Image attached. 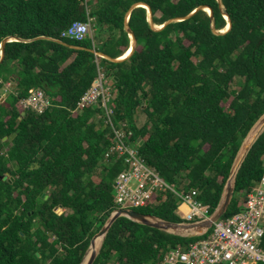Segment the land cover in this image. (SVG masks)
<instances>
[{
    "label": "trees",
    "instance_id": "1",
    "mask_svg": "<svg viewBox=\"0 0 264 264\" xmlns=\"http://www.w3.org/2000/svg\"><path fill=\"white\" fill-rule=\"evenodd\" d=\"M136 3L148 6L155 27L173 22L152 29L143 7L129 11ZM220 3L222 9L217 0H0V43L9 39L0 88L13 85L0 101V264H80L116 209L112 184L125 166L111 151L102 104L72 112L98 73L111 81V123L124 142L166 183L196 190L213 213L242 141L264 114V0ZM200 7L211 9L212 20ZM127 13L136 40L130 55L118 62L95 55L117 59L129 48ZM223 13L230 28L214 34L211 25L226 27ZM88 18L94 36L62 35ZM30 89L50 100L41 113L20 106ZM263 164L264 130L236 172L220 219L240 210ZM165 195L133 210L181 223L176 198ZM204 236H180L120 216L92 264H161L170 248Z\"/></svg>",
    "mask_w": 264,
    "mask_h": 264
},
{
    "label": "built area",
    "instance_id": "2",
    "mask_svg": "<svg viewBox=\"0 0 264 264\" xmlns=\"http://www.w3.org/2000/svg\"><path fill=\"white\" fill-rule=\"evenodd\" d=\"M91 21L92 19L88 18L85 22H73L62 35L80 41L87 35L90 36ZM106 80L98 73L94 85L81 96L72 112L80 113L84 107L96 105L98 101L102 104L104 123L111 127L113 133L114 144L111 151H115L121 157L125 166L116 175L112 184L115 210L152 205L158 198L165 200V194L170 193L177 200L174 214L182 221L180 224L198 223L209 219L211 217L209 207L198 200L196 190H177L173 185L166 183L153 168L146 165L132 145L124 142V133L116 130L111 123V112L108 108L110 97L106 92L108 90ZM20 106L25 110L41 113L50 106V100L41 89H30L27 96L20 101ZM263 235L264 171L236 214L213 222L207 229L194 232L190 236L204 237L189 243L186 247L170 248L164 253L161 264L264 262V248L261 246Z\"/></svg>",
    "mask_w": 264,
    "mask_h": 264
},
{
    "label": "water",
    "instance_id": "3",
    "mask_svg": "<svg viewBox=\"0 0 264 264\" xmlns=\"http://www.w3.org/2000/svg\"><path fill=\"white\" fill-rule=\"evenodd\" d=\"M217 2L219 4V7L222 9L223 7H222V5L220 3V0H217ZM138 6L143 7L146 10L147 21L149 22L150 27L152 29H154V30H159L166 23L173 22V20H168L163 25L155 27L152 24V22H151V12H150V10H149V8H148V6L146 4H144V3L132 4L130 6V8H129V11L131 9L135 8V7H138ZM200 8L202 10L206 11L208 16L212 20L213 14H212L211 9L207 8V7H200ZM195 11L196 10H194L193 12L188 14L187 16H184V17L180 18V20H184V19L188 18ZM223 15H224V18H225V20L227 22L226 27L223 30H221V31H216V30H214L213 26L211 25V29H212V32L214 34L221 35V34L225 33L226 31H228V29L230 28V22H229V19H228L227 15L225 13H223ZM127 16H128V13L126 14L125 29L124 30L128 34V37L130 39L129 48H131V51H130V53H131L132 50L135 47L136 40L134 38L133 33L131 32V30L128 28V26L126 24ZM8 41H9V39L5 38L0 43V61L3 59L4 44L6 42H8ZM69 47L75 48L73 46H69ZM94 54H96L99 57L105 58V59H107V60H109L111 62H118V61L124 60L130 55L129 54L128 56H125L124 58H121V59L120 58L113 59V58L107 57V56H105V55H103L101 53H94ZM259 126H262V129H261V132H262L264 130V114L255 122V124L252 126V128L249 130V132L247 133L246 137L242 141L241 146H240V148H239V150H238V152L236 154V157H235V159L233 161V164L231 166L230 174H229V177H228V179H227V181L225 183V186H224L223 193H222L221 199L219 201V204L216 207V209L213 211V213L211 214V217L209 219L201 221V222H198V223L180 224V223H175V222L159 220V219H156V218H154L152 216H148V215H143V214H141V213H139V212H137V211H135L133 209H117L114 212H112V214L109 216V218L107 219V221L104 224V226L95 235H103V238H104V235L106 234V232H107L108 228L110 227V225L115 221V219H117L120 216H124V217H126V218H128V219H130L132 221L138 222V223L143 224L145 226H148V227H151V228H154V229H157V230H161V231H164V232L172 233V234H177V233L173 232V230L177 229V228L189 229V230H193V232H199V231H201L203 229L209 228L213 222H215V221H217V220H219L221 218V216L224 214V212L226 211V209H227V207L229 205V202H230V199H231L232 193H233V186H234V179H235L236 172H237V170H238L243 158L245 157L246 153L248 152L249 148L251 147L252 143L256 140V138L259 136V134L261 132L258 134V136L253 140V142L248 147H247V143L250 140V138L252 137V134L255 132V130ZM5 179H6V177L4 176L3 180H5ZM9 180L11 181L12 178H10ZM56 211H58V212L60 211L59 214L62 213L60 208H54V212L55 213H56ZM91 240H90V244H91ZM86 252H87V250L85 251V253H84L83 257H82L80 264L83 262V260L85 258V255H86ZM96 254H97V252L90 254L89 257L86 259L85 264H92V262L95 259Z\"/></svg>",
    "mask_w": 264,
    "mask_h": 264
},
{
    "label": "bare ground",
    "instance_id": "4",
    "mask_svg": "<svg viewBox=\"0 0 264 264\" xmlns=\"http://www.w3.org/2000/svg\"><path fill=\"white\" fill-rule=\"evenodd\" d=\"M130 44V43H129ZM131 50V48H128L125 53L119 57L120 59L121 58H124L128 53L129 51ZM261 129H262V126H259L255 132L252 134V137L250 138V140L248 141L247 143V147L253 142V140L258 136V134L261 132ZM173 232L177 233V234H181V235H185V234H188V233H192L193 230H189V229H180V228H177V229H174ZM102 240H103V235H95L92 240H91V244L89 245L88 249H87V252H86V255H85V258L83 260V262L81 264H85V261L86 259L89 257L90 254L92 253H95V252H98L100 246H101V243H102Z\"/></svg>",
    "mask_w": 264,
    "mask_h": 264
},
{
    "label": "rangeland",
    "instance_id": "5",
    "mask_svg": "<svg viewBox=\"0 0 264 264\" xmlns=\"http://www.w3.org/2000/svg\"><path fill=\"white\" fill-rule=\"evenodd\" d=\"M96 33V29L94 28V26L91 25V34L90 36H94ZM106 86L108 88V90L106 92H108V95L109 97L111 96V90H112V84H111V81L110 80H106ZM13 91V85L11 83H4L2 85V87L0 88V101L5 97L6 94L10 93ZM62 211V210H61ZM56 213H60V211H56ZM194 232L192 233H188V234H185V235H181V234H177V235H180V236H190L192 235Z\"/></svg>",
    "mask_w": 264,
    "mask_h": 264
}]
</instances>
